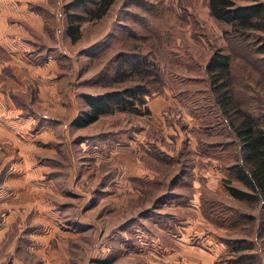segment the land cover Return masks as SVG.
I'll return each mask as SVG.
<instances>
[{"label":"rangeland","instance_id":"374dc122","mask_svg":"<svg viewBox=\"0 0 264 264\" xmlns=\"http://www.w3.org/2000/svg\"><path fill=\"white\" fill-rule=\"evenodd\" d=\"M73 1L0 0V250L23 233V247L52 249L56 264H264L261 205L223 186L246 189L204 71L215 50L236 48L229 25L207 0H117L73 42ZM134 52L162 72L150 112L75 126L83 96L121 87L114 68ZM239 55L234 74L256 90L245 91L252 108L264 101V50L252 63Z\"/></svg>","mask_w":264,"mask_h":264},{"label":"trees","instance_id":"16d2710c","mask_svg":"<svg viewBox=\"0 0 264 264\" xmlns=\"http://www.w3.org/2000/svg\"><path fill=\"white\" fill-rule=\"evenodd\" d=\"M116 1L74 0L70 3L66 17L67 33L71 40L77 42L82 37L83 22L103 19ZM207 1L211 15L229 25V29L224 32L230 38L228 41L236 42L237 45L230 52L215 50L204 67L219 111L229 120L230 129L238 141L240 156L233 165L232 174L246 189L233 185L229 179L222 180L223 186L234 199L259 203L264 211V124L260 123L264 118V101L259 94L260 103H252V108L245 105L244 99H249L245 91L256 90L248 84L242 85L234 74V60L240 56L239 52L245 50L242 57L249 63L254 62L256 54L263 53L264 45H260L258 50L251 46L255 42H264V1L246 0L248 2L245 4H239L238 0ZM131 36L136 37V33L132 32ZM253 37L256 39L251 41ZM143 38L148 40L153 36ZM260 61L264 64L263 59ZM255 66L262 68L261 65ZM161 75L155 57L151 59L150 54L134 52L121 55L111 79V82L121 84V87L97 95H84L87 107L74 121V125L85 127L101 116L116 111L149 113L147 98L152 94L149 85L152 80L162 83ZM250 96L255 98L254 95ZM142 108L145 109L144 113ZM262 224L264 226V221Z\"/></svg>","mask_w":264,"mask_h":264},{"label":"crops","instance_id":"0c3cea01","mask_svg":"<svg viewBox=\"0 0 264 264\" xmlns=\"http://www.w3.org/2000/svg\"><path fill=\"white\" fill-rule=\"evenodd\" d=\"M33 233L34 232H31L30 234ZM21 235H16L15 242L11 243L8 249H4V251L0 250L1 264H35L30 261V256H34L35 258L36 256L38 257L39 263L36 264H56V261H59L55 256L56 253L52 249H38L36 243L33 244L30 242V244H26V249H23L25 247L21 244ZM30 241H32V239H30Z\"/></svg>","mask_w":264,"mask_h":264}]
</instances>
